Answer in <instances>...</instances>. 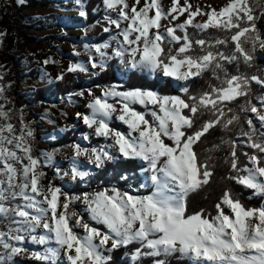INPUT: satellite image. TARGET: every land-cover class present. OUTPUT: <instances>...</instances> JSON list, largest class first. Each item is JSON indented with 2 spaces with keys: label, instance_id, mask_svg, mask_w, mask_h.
<instances>
[{
  "label": "snow or ice",
  "instance_id": "6c2138e0",
  "mask_svg": "<svg viewBox=\"0 0 264 264\" xmlns=\"http://www.w3.org/2000/svg\"><path fill=\"white\" fill-rule=\"evenodd\" d=\"M102 3L110 26L104 31H119L112 38L115 48L111 42L85 45L92 68L106 71L108 61L118 58L139 73L177 82L210 73L218 83L195 94L180 86L183 95L118 83L99 95L88 90L89 111L76 115L105 143L92 148L74 144L69 171L57 167L56 174L85 181L92 173L82 157L96 168L115 160L141 161L140 188L150 189L146 195L131 184L126 190L112 186L76 195L53 181L45 183L44 167L54 164L57 150L34 155L35 130L23 111L18 129L11 110L0 105V264H18L16 258L25 253L42 264H112V253L130 245H136L130 257L134 264H145V258L150 264H169L177 256L188 264H264V205L246 206L226 188L214 204L215 214L188 208L190 194L209 185L215 170L213 156L202 158L196 146L217 127L225 133L238 127L236 135L246 139L222 136L206 151H224L226 179L264 199V95L259 106L252 102L253 82L264 86V74L228 70L240 64L251 68L257 51L264 53V32L257 26L264 17V0H227L208 11L199 6L193 10L189 0H171L167 8L162 0ZM67 71L87 72L88 66L72 63ZM57 79L63 80L64 73ZM4 92L0 84V99L6 100ZM240 98L244 103L237 111L231 105ZM241 113L255 114L259 128L248 116L245 130ZM114 120L126 129L113 127ZM241 144L252 150L242 152L246 163L237 152ZM26 243L42 247L29 253Z\"/></svg>",
  "mask_w": 264,
  "mask_h": 264
},
{
  "label": "rangeland",
  "instance_id": "374dc122",
  "mask_svg": "<svg viewBox=\"0 0 264 264\" xmlns=\"http://www.w3.org/2000/svg\"><path fill=\"white\" fill-rule=\"evenodd\" d=\"M15 1L22 7L23 22L29 27L24 29L25 33H19L16 36L13 47L6 53L2 44L7 30L1 24L0 13V33H4L3 37L0 38L2 39V43H0V75L3 76L0 84L5 86L4 95L7 97L6 100L0 99V105H4L6 110H11V122L18 129L21 126L20 111H23L25 122H30L35 130L34 140H36V143L34 144L33 142V145L37 153L34 151V155H39L41 151L57 150L54 164L44 167L46 173L45 183L53 181L76 195H80L82 192L91 193L103 187H120L117 182L91 183V178L98 168L87 164L84 157L81 158V161L85 163L92 173L85 181L72 180L70 175L58 176L55 171L57 167L62 171H69L70 160L68 157L73 155L74 144L92 148L105 143L103 138L91 135V130L83 124L76 114L89 111L87 109V103L90 99L88 95L89 89L99 95L102 89L107 86L90 87L85 82L84 86L78 91L60 96L58 103L42 101L38 105H34L30 101L32 94L38 87L59 81L57 76L61 72L67 73V69L72 63L81 62L88 66L87 72H72L77 78L86 81L103 72L99 68H92L90 63H88L89 53L86 51L85 45L93 48L96 45L111 42L112 48H115L116 42L112 38L117 37L119 30L113 27L109 32L104 31V28L110 26L105 19L106 10L102 0H96V6L93 9V13L98 15V19L88 25L86 23L88 15L84 18L79 16V12L81 10L87 11V5L90 0H24L23 3H20V0ZM226 2L227 0H189L193 10L199 6L205 11L209 10V6L219 9ZM141 3H143V0H141ZM162 3L167 8L171 5V0H162ZM183 3L184 0H181V4ZM184 18L182 16L180 20L182 21ZM204 18L198 16L196 19L202 20ZM162 23L167 24V21H162ZM257 26L264 32V17H261ZM108 51L111 54V50ZM75 52H79L80 55H75ZM92 54L95 55L94 52ZM256 55L262 59L264 58V53L259 50ZM49 58L55 62L45 64L44 61ZM97 60H99V57H97ZM109 67L115 71V83L123 86L128 81L129 71L132 69L126 64L120 63L118 58L109 60ZM142 74L149 79L154 76ZM171 81L177 89L191 82H177L172 79ZM14 91H17L19 95L25 94L26 97L17 96ZM81 92L84 93L83 96L80 95ZM262 95H264V92ZM258 104L260 105L259 99ZM253 118L256 119L255 114ZM112 126L120 130L126 129L125 125L116 120L112 122ZM85 134H89L88 139H84ZM52 135L56 137L54 140L50 138ZM66 138H68V141L61 144V146L55 144V142H61ZM140 163L144 166L143 162L140 161ZM141 169L142 167L140 168V173L143 175V181L138 185L131 183V186L133 189H139V194L146 195L143 193L146 188H140V185L144 183V174ZM128 185L125 188H120L126 190ZM75 186H78V188L73 189ZM82 207L80 205L76 210L81 211ZM25 246L29 249V253L42 247L28 243ZM16 259L18 264H22L23 260H32L29 258L28 253L21 254Z\"/></svg>",
  "mask_w": 264,
  "mask_h": 264
},
{
  "label": "trees",
  "instance_id": "16d2710c",
  "mask_svg": "<svg viewBox=\"0 0 264 264\" xmlns=\"http://www.w3.org/2000/svg\"><path fill=\"white\" fill-rule=\"evenodd\" d=\"M96 6V0H90L87 5L88 17L86 20L87 25L94 23L98 19V15L93 13V9ZM257 14L260 13L261 9L257 8ZM0 13H1V24L6 28L7 34L5 40L3 41V50L7 53L15 42V38L19 33H25L24 29L29 26L23 22L24 16L22 14V7L19 6L15 0H0ZM190 33L194 30L190 29ZM211 32V30H210ZM204 34H200L203 36ZM100 41V40H96ZM229 48L231 46H228ZM244 72L248 75L251 74H263L264 72V58H260L256 55L255 65L251 68L240 64L229 66V72L235 74L237 71ZM261 70V71H258ZM85 82L88 86H108L116 82L115 71L113 68L109 67L106 71L101 72L97 76L89 79L88 81L81 78H77L74 73L67 72L64 74V79L59 80L53 84H48L38 87L32 94L31 102L34 105H38L42 101L55 102L60 101V96L67 95L68 93L76 92L81 87L84 86ZM218 83L210 73H206L204 76L196 78L195 80L189 82L186 86L189 88L191 94L198 93L205 90L210 84ZM133 86H144L153 87L154 90L160 91L162 94L166 95H183L180 89L174 87L170 78L162 77L159 74L154 75L152 79L142 73L136 72L135 70L129 71V79L122 86L123 88L133 87ZM264 87L257 85L253 82L252 85V102L256 103L258 106V99L263 94ZM17 96L26 97L25 94L19 95L17 91H14ZM244 103V98H240L238 101L234 102L231 106L239 111V106ZM253 113H241V123L244 125L245 130L247 125L245 123L248 116L253 118ZM254 123L259 128L260 122L253 118ZM239 128L233 132L225 133L221 128L211 130L201 142L196 146V150L200 153L203 158L206 155L213 156V163L215 164L214 175L209 183L202 190L190 194L188 198V208L189 211H198L201 208L206 209L208 212L215 214L214 204L218 201L222 192L226 188H230L235 196H238L242 202L249 207H259L263 205L264 199L258 196H254L252 190L246 189L243 186L236 184L235 182L226 179L229 174V167L224 163L225 152L224 151H213L211 153L207 152V149H211L214 144L220 142L222 136H232L240 140L246 139L244 137L237 136ZM68 141V138L62 140L61 142H55L58 146L64 144ZM34 144L36 140L33 141ZM37 153L36 150H34ZM252 151L246 145L241 144L237 150L238 155L242 163H246V158L242 155V152ZM142 164L140 161H129V160H115L105 164L103 168H98L96 173L91 178V183L99 182H117L121 188H125L128 184L138 185L143 181V175L140 173V168ZM128 177L127 180L122 179V177ZM75 186L73 189H77ZM150 189L146 188L143 190L144 194H148ZM136 247V245H130L126 248H121L112 253L113 261L112 264H134L131 261V251ZM22 264H42V262L34 260H23ZM145 264H150V258H145ZM169 264H188V261L177 257L169 258Z\"/></svg>",
  "mask_w": 264,
  "mask_h": 264
}]
</instances>
